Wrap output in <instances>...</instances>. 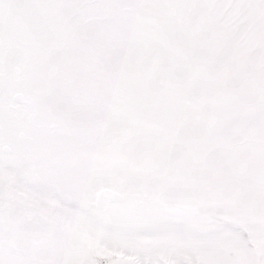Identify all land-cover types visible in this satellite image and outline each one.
<instances>
[{"label":"snow or ice","instance_id":"obj_1","mask_svg":"<svg viewBox=\"0 0 264 264\" xmlns=\"http://www.w3.org/2000/svg\"><path fill=\"white\" fill-rule=\"evenodd\" d=\"M0 264H264V0H0Z\"/></svg>","mask_w":264,"mask_h":264}]
</instances>
